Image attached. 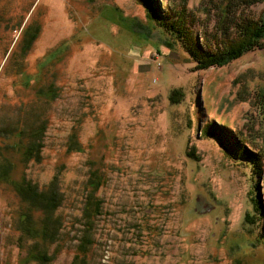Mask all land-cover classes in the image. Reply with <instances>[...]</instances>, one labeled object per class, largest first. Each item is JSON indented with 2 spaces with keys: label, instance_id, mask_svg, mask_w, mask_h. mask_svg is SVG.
I'll return each mask as SVG.
<instances>
[{
  "label": "rangeland",
  "instance_id": "rangeland-1",
  "mask_svg": "<svg viewBox=\"0 0 264 264\" xmlns=\"http://www.w3.org/2000/svg\"><path fill=\"white\" fill-rule=\"evenodd\" d=\"M156 1L162 19L183 3L198 39L223 21L219 0ZM261 10L250 5L231 18ZM0 17V116L34 101L40 86L57 90L41 107L42 161L26 170L40 187L56 176L63 195L51 264L77 254L93 173L102 213L86 264H264V206L256 212L252 202L263 204L264 159L253 174L242 153L264 154V48L196 69L134 0H0ZM20 21L40 25L23 59L13 53ZM20 207L0 185V264H23L30 242L19 245Z\"/></svg>",
  "mask_w": 264,
  "mask_h": 264
},
{
  "label": "trees",
  "instance_id": "trees-1",
  "mask_svg": "<svg viewBox=\"0 0 264 264\" xmlns=\"http://www.w3.org/2000/svg\"><path fill=\"white\" fill-rule=\"evenodd\" d=\"M134 1L145 8L147 19L154 20L165 33H169L181 43L184 51L197 64L196 69L226 65L250 51L264 48V0H241L245 2L243 5L239 0H219L218 4H214L217 10L215 14L220 15L223 21L215 27L213 33L207 35L203 33L199 39L192 32L191 16L185 13L183 3L180 2V6L174 13L172 12L175 18L162 19L158 17L159 8L156 0ZM261 3V14L256 19L242 18L240 14L237 20L231 18L238 10L242 11L250 5ZM3 22V18L0 17V25ZM17 30H20L21 38L15 45L13 44V53L17 52L23 59L39 35L40 25L34 21L28 24L20 21ZM210 44L215 46V50L211 49ZM22 72V68L18 67L15 73L21 75ZM27 80L28 78H25L23 84L25 87L28 86ZM56 91L53 84L40 86L34 91V101L12 106L9 109L10 114L0 116V185L8 186L21 204L14 227L19 233L20 247H23L24 242H30L25 251L23 264H51L56 250L51 252L49 248L57 244L62 229L61 217L57 213L63 202L58 178L54 176L46 186L40 187L26 174L30 165L40 164L42 161L47 121L43 117L41 107L56 99ZM261 98L263 99L261 107L264 110V93ZM170 99L173 100L172 96ZM213 133L218 135L217 131ZM215 138L223 146L227 143L223 137ZM69 146L73 151H79L75 136L71 137ZM225 146L230 150L228 145ZM242 153L246 163H250L254 169L253 174H260L261 162L258 159H264V154L262 158L254 156L245 147ZM192 155L187 152L188 157ZM100 178L93 173L87 180L86 186L89 191L84 197L80 218L82 236L71 264H86L84 256L94 244V224L102 213V202L95 196ZM252 202L254 210L260 211L264 206V192L263 204L259 200ZM245 221L250 222L248 217H245Z\"/></svg>",
  "mask_w": 264,
  "mask_h": 264
}]
</instances>
